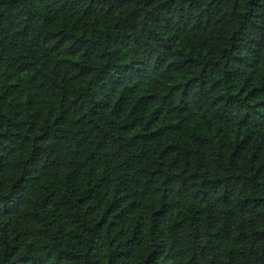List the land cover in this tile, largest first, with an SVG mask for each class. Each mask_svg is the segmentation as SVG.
Returning a JSON list of instances; mask_svg holds the SVG:
<instances>
[{
  "label": "trees",
  "instance_id": "obj_1",
  "mask_svg": "<svg viewBox=\"0 0 264 264\" xmlns=\"http://www.w3.org/2000/svg\"><path fill=\"white\" fill-rule=\"evenodd\" d=\"M0 264H264V0H0Z\"/></svg>",
  "mask_w": 264,
  "mask_h": 264
}]
</instances>
